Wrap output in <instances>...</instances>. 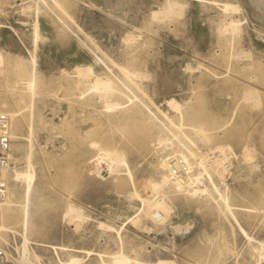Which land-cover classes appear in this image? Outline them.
I'll return each mask as SVG.
<instances>
[{"label":"rangeland","instance_id":"rangeland-1","mask_svg":"<svg viewBox=\"0 0 264 264\" xmlns=\"http://www.w3.org/2000/svg\"><path fill=\"white\" fill-rule=\"evenodd\" d=\"M181 1L182 16L153 20L164 0H0V100L20 109L11 91L15 64L38 47L36 105L43 121L30 133V115H18L14 133L25 139L12 138L14 170L31 164L35 177L26 258L18 251L22 224L13 218L0 229L10 264H68L71 256L111 264L121 252L136 264H264L255 250L264 243V16L253 0ZM224 3L239 11H224ZM232 18L243 23L233 42L223 32ZM75 32L108 53V69ZM129 58H137L142 75L138 99L162 122L138 101L142 114L117 117L83 93L78 69L91 65L97 76L125 80L121 67ZM251 91L255 97L247 98ZM171 99L184 106L188 144L228 193L230 210L208 180L199 185L213 198L163 189L168 172L161 160L184 150L167 131L182 123L167 105ZM148 117L155 130L144 139L140 128ZM196 125L206 127L208 143ZM159 129L174 145L155 141ZM6 176L11 192V170Z\"/></svg>","mask_w":264,"mask_h":264},{"label":"bare ground","instance_id":"bare-ground-1","mask_svg":"<svg viewBox=\"0 0 264 264\" xmlns=\"http://www.w3.org/2000/svg\"><path fill=\"white\" fill-rule=\"evenodd\" d=\"M253 2H254V7L258 11V14L260 13L261 16H264V0H253ZM58 7L61 9L63 13H66L64 9L62 8V5L59 4ZM222 7L224 11H228V10L230 11V9L231 10L233 9L234 10L233 12H236L235 10L239 11V6L231 4V3H224L222 4ZM185 11H186V6L181 0H164L162 7L160 9H154L153 12L151 13V16L153 20L155 19L158 20L160 19V17L163 19L164 18L165 19L166 18L176 19L177 17L182 16ZM242 26H243V23H241L240 20L232 18L230 19L227 27L226 28L224 27L225 29H223V32H225L226 37L228 36L227 39L230 38L233 42L234 39L236 37H239V35L242 33V32L240 33V31L242 30ZM74 36L95 57L96 64H101L105 68L108 69V66H107L108 61L106 60V58H109V61L113 63L108 53L106 51H103L104 49H102L100 46L96 45L95 41L93 39H90L91 37L90 38L89 36L86 38L84 37L85 38L84 39L80 36V34H78V32H75ZM131 38L132 37H128L126 39L131 40ZM232 42L230 45H232V48H233ZM37 48L34 49L33 52H31L30 58H28L27 61H24V60L18 61L15 64L17 74H15V71H14V74L16 75L14 76L16 78L13 81L14 84H12L13 88L12 87H9V88H12L11 91L19 97L18 103H19V106H21L20 109L15 111L12 109L11 105L9 104L7 100H0V105H1L0 113L8 114L11 118V138L17 139L19 141L25 138L23 136H20L14 133V131L19 130L21 126L20 125L21 120L17 118L18 115L22 114V117L24 119L26 115H30L29 122H28V128L30 130V133L33 132L36 122L38 123V125L43 123L41 114L39 110L37 109L38 106L36 105L37 99L40 98V94L38 92L39 83H40V75L38 72L39 67H38ZM136 60L135 58H132V59L129 58L128 62H126V64L121 67L123 69L122 71L124 72L126 76L125 80L120 78L119 76L116 77L114 75L112 76L106 75L105 78L97 76L94 74V69L92 68L91 65L85 68L78 69V74L83 78L82 83H81L84 86L83 93H85L87 97L96 95L97 98H100L104 102L105 110L113 115H117V117H118V114L122 111L123 113H125V112H135V110H137V113L142 114V110H140L139 107H136L137 105L135 104V101H138L139 103L142 104L144 108H146L149 111V113H151L152 115L154 114L156 120L160 121L159 116L155 113H152L149 106L146 103L138 99L136 90H141L142 85H141V82L138 83V79L140 77L142 78V75H141V71L137 69ZM4 71H5L4 61L3 62L0 61V74H2ZM145 78L147 79V77ZM78 84L80 85V83ZM9 86H11V84H9ZM255 94H256L255 91H251L250 93L247 94V98H254ZM26 98H28V100H25ZM167 105L172 108V110L179 116L180 121H182V123L178 127L177 132L169 128L167 129V131L172 136V138L176 139L179 142V144L184 148V150L178 148V150L175 151L174 155L177 157H180L186 162V164L188 165V170H187V173L185 175H182L181 177L175 176L173 175L169 166L167 165L166 159L161 160L160 165L162 168L167 170L168 175L166 176V182H164V185H163L164 188L162 187V185H160V187L163 188L164 190L177 189L179 191L182 190V191H187V192H191L194 194L207 192L209 194L208 196L212 197V194L208 189H204L200 187L199 185V184H204V181L208 180L213 185V188L215 189L216 193L219 195L222 203H224L226 208L230 210L231 206L228 202L229 200L228 193L226 191L224 193L220 192V190L218 189L214 179L212 178L208 170L205 167H203V164L201 162L199 155L188 144V141H187L188 137L185 136L184 134V130L187 129L185 128L186 124L184 123V120L186 119V117H184V111H185L184 106L180 102L174 99L168 100ZM149 121H151L150 117H148V120L144 119V121H142L143 125H141V128H140L141 135L144 139H149L153 137V133L155 130L152 127L150 128ZM194 128H196L199 131V133H201L202 137L204 138L203 141L205 140V142L208 143L207 140L210 139V136L207 133L208 130L206 129V127L205 129L202 126H197ZM158 131L160 133L156 134V139H155V141H157L158 144H162V143L165 144V142L169 141V142H172L171 146L174 145V142L171 139V137H169V135L165 133L163 134L161 129H159ZM199 133L197 135L200 136ZM200 141L202 142V139H200ZM190 159L196 162L198 168L201 169L200 171L201 173H203L202 177H196L194 173H192ZM27 166L28 168L26 167L27 169L25 171L14 170L15 168L11 169V175L13 176L12 178H13V181L15 182L14 189L10 192V189L8 187V194H7L6 199L0 202V229L4 228L5 221H10L13 218H15L16 223L20 222V224H22L21 226L24 231V242L23 244H21V246L18 247V251H19V254H22V256L25 258L29 254V248H28L29 239L27 236V232L31 225L29 208L32 203H31L30 193L32 191L33 181L35 177L34 169L32 167L33 165L29 164ZM6 175H7V170L0 169V178L7 181ZM20 183L26 184L23 190H21L22 187L20 186ZM135 196H137L138 198L141 197L138 194V192H135ZM142 200L146 201L148 200V198H142ZM15 213H17L16 217L14 216ZM243 233L245 234L244 231ZM0 240H2L1 236H0ZM261 245H262V248L260 249L255 248L256 254L258 258L260 259L259 261L260 263L262 262V260H264V253L262 251L264 247V243L262 242ZM218 253L219 252H217V254ZM29 260L36 261L34 259H29ZM135 262H132L131 259L125 255L124 252H121L120 255L114 258L111 264H134ZM29 264H35V263L30 262ZM68 264H82V259H79L76 256H71L68 261ZM159 264H161V262Z\"/></svg>","mask_w":264,"mask_h":264},{"label":"built area","instance_id":"built-area-1","mask_svg":"<svg viewBox=\"0 0 264 264\" xmlns=\"http://www.w3.org/2000/svg\"><path fill=\"white\" fill-rule=\"evenodd\" d=\"M12 138H11V118L8 114L0 113V169L10 171L15 168L10 156L12 154ZM173 175L181 177L188 170L186 162L175 155L168 156L166 159ZM8 194V183L0 178V202L4 201ZM0 264H10L5 248H0Z\"/></svg>","mask_w":264,"mask_h":264}]
</instances>
